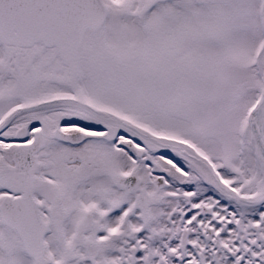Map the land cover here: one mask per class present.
Returning <instances> with one entry per match:
<instances>
[{
  "label": "snow or ice",
  "instance_id": "snow-or-ice-1",
  "mask_svg": "<svg viewBox=\"0 0 264 264\" xmlns=\"http://www.w3.org/2000/svg\"><path fill=\"white\" fill-rule=\"evenodd\" d=\"M0 264H264V0H0Z\"/></svg>",
  "mask_w": 264,
  "mask_h": 264
}]
</instances>
